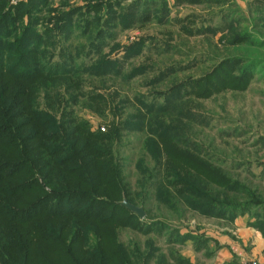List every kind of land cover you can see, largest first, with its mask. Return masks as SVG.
<instances>
[{"label": "rangeland", "instance_id": "1", "mask_svg": "<svg viewBox=\"0 0 264 264\" xmlns=\"http://www.w3.org/2000/svg\"><path fill=\"white\" fill-rule=\"evenodd\" d=\"M1 53L7 65H19L13 73L57 75L49 86L60 99L55 106L90 133L116 135L112 147L138 200L131 204L145 212L142 219L119 217V241L143 251L152 240L167 259L175 250L193 264L221 263L180 237L222 224L174 200L182 183L188 196L193 184L196 193L193 171L183 181L181 173L198 159L222 169L264 161V0H0ZM33 99V109L51 103L40 94L23 100L25 107ZM35 137L33 143L42 140ZM81 160L70 157L68 168ZM230 173L251 188L260 181Z\"/></svg>", "mask_w": 264, "mask_h": 264}, {"label": "trees", "instance_id": "2", "mask_svg": "<svg viewBox=\"0 0 264 264\" xmlns=\"http://www.w3.org/2000/svg\"><path fill=\"white\" fill-rule=\"evenodd\" d=\"M2 56L1 53L0 264H191L175 250L169 252L171 256L167 259L152 240L146 242L143 251L137 244L129 248L118 240L119 217L125 221L138 217L121 202L137 204L138 200L125 181L112 147L116 135L90 133L83 122L79 124L64 109L55 106L54 102L60 104V99L56 93L51 96L49 86L59 80L57 75L39 71L27 78L13 73L19 65H7L9 61ZM36 63L41 66L43 61ZM40 94L51 98L47 109H33L38 104L35 99L25 107L23 100ZM15 118L17 121H12ZM47 122L50 125L45 129ZM29 125L28 134L22 137L16 133L8 135V130ZM69 126L73 128L68 129ZM36 134H41L42 140L33 143ZM69 143L75 145L68 152ZM76 154L83 160L68 168L70 157ZM154 155L158 157L159 150ZM12 164L18 167L14 174L2 176ZM171 167L178 180V167ZM190 171L199 181L198 189L195 193L193 184L188 196V191L183 189L186 183H182V196L179 191L175 203L181 201L186 209L207 217L233 220L246 214L247 224L264 237L261 190L200 159L197 165L182 170V181V176ZM24 175L29 178H23ZM30 180L33 187H29ZM105 211L107 217L103 218ZM124 225L130 228L129 224ZM132 229L144 235L150 233ZM184 238L191 239L194 250L208 247V240L202 235L191 232L180 237ZM210 254L206 249L205 255Z\"/></svg>", "mask_w": 264, "mask_h": 264}, {"label": "crops", "instance_id": "3", "mask_svg": "<svg viewBox=\"0 0 264 264\" xmlns=\"http://www.w3.org/2000/svg\"><path fill=\"white\" fill-rule=\"evenodd\" d=\"M223 169L228 173L239 170L242 173L244 171L249 172L251 176L256 177L258 175L256 179L260 181L256 182L253 188H258L264 195V184L262 183L264 180V161L260 157L255 159L254 166H242L239 169L232 167L227 169L224 167ZM259 176L263 180L259 179ZM203 217L213 219L214 222H220L219 224H222V228L219 229L216 225L203 233L195 230L193 233L202 235L208 240L207 248L204 247L201 250L192 248L195 253L202 252L205 255V250L209 249L211 254L205 256L213 257L215 255L221 258V263L219 264H264V237L257 228L247 224L248 216L246 214L237 215L233 220H229L226 217ZM188 260L190 261V259ZM190 263L193 264L191 261Z\"/></svg>", "mask_w": 264, "mask_h": 264}, {"label": "water", "instance_id": "4", "mask_svg": "<svg viewBox=\"0 0 264 264\" xmlns=\"http://www.w3.org/2000/svg\"><path fill=\"white\" fill-rule=\"evenodd\" d=\"M121 205L123 207H125L126 209H128L131 213H134L135 215H137L139 217V219L144 218L145 212H144L142 207L135 206V205L128 203L126 201H122Z\"/></svg>", "mask_w": 264, "mask_h": 264}]
</instances>
